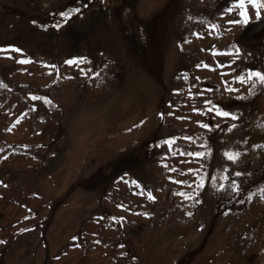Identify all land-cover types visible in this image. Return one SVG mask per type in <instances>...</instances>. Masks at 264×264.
I'll list each match as a JSON object with an SVG mask.
<instances>
[{
    "label": "rangeland",
    "instance_id": "1",
    "mask_svg": "<svg viewBox=\"0 0 264 264\" xmlns=\"http://www.w3.org/2000/svg\"><path fill=\"white\" fill-rule=\"evenodd\" d=\"M0 264H264V0H0Z\"/></svg>",
    "mask_w": 264,
    "mask_h": 264
}]
</instances>
